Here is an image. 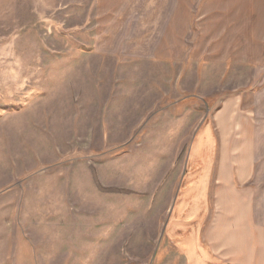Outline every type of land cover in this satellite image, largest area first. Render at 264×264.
Instances as JSON below:
<instances>
[{
    "label": "rangeland",
    "instance_id": "obj_1",
    "mask_svg": "<svg viewBox=\"0 0 264 264\" xmlns=\"http://www.w3.org/2000/svg\"><path fill=\"white\" fill-rule=\"evenodd\" d=\"M185 233L264 264V0H0V264H192Z\"/></svg>",
    "mask_w": 264,
    "mask_h": 264
},
{
    "label": "crops",
    "instance_id": "obj_2",
    "mask_svg": "<svg viewBox=\"0 0 264 264\" xmlns=\"http://www.w3.org/2000/svg\"><path fill=\"white\" fill-rule=\"evenodd\" d=\"M196 207L195 209H191L189 213H187V216L190 217L191 215H195V217H198L201 214V209L199 206H197L199 199L197 197L196 201ZM186 220V219H185ZM170 231L172 233V228H170ZM168 234L167 236H174V234ZM194 235L184 234V237L180 239L181 245H178V249L181 251L182 258L184 260H190L195 264H198L199 260H206V252L198 246V244H195L194 241ZM191 240V241H190Z\"/></svg>",
    "mask_w": 264,
    "mask_h": 264
}]
</instances>
